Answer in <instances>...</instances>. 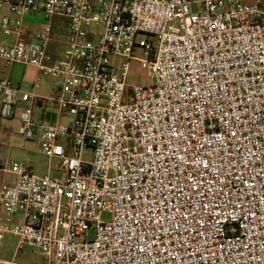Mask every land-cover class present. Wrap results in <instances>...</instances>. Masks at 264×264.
I'll return each instance as SVG.
<instances>
[{
	"label": "built area",
	"instance_id": "2783aa9c",
	"mask_svg": "<svg viewBox=\"0 0 264 264\" xmlns=\"http://www.w3.org/2000/svg\"><path fill=\"white\" fill-rule=\"evenodd\" d=\"M0 59L54 79L1 80L0 117L66 172L4 169L0 264L8 236L44 264H264V0H0Z\"/></svg>",
	"mask_w": 264,
	"mask_h": 264
},
{
	"label": "rangeland",
	"instance_id": "374dc122",
	"mask_svg": "<svg viewBox=\"0 0 264 264\" xmlns=\"http://www.w3.org/2000/svg\"><path fill=\"white\" fill-rule=\"evenodd\" d=\"M193 1V9L198 11L204 0H191ZM247 3L252 4L254 0H245ZM2 14V13H1ZM43 24L44 19L40 18L37 23ZM139 38L146 39L147 35L141 34ZM54 52V56L62 57L64 53V46H57L50 49ZM137 57H142L143 53L140 48L136 49ZM1 80L9 79L15 82L25 92H33L35 83H40L41 88L47 89L48 86L54 84V80L50 77L41 76L38 70L30 65L14 64L7 65L0 61ZM0 80V81H1ZM128 83L131 85H144L150 83V79L147 72L143 70L137 61H133L128 77ZM41 109H35L36 117L40 114ZM56 121V115L51 114L48 119H45V123H53ZM64 121V120H63ZM66 122V121H64ZM19 124L10 120L0 119V159L1 168H9L10 162H17L19 164H29L33 167L34 171L38 175H45L51 173L53 177L60 179H66V172L60 170V163L58 160L50 161L48 158L41 155L38 150L40 148L39 135L33 141L26 140L19 133ZM36 137V136H35ZM93 158L92 148H87L84 152V159L91 161ZM6 179L8 181L13 179L12 174L0 171V185L2 181ZM102 219L109 221L111 214L103 213ZM93 232L90 234L92 236ZM16 250V238L8 236L4 248L2 250V256L13 259L24 264H44V260L40 253L32 248L25 247L15 254Z\"/></svg>",
	"mask_w": 264,
	"mask_h": 264
},
{
	"label": "crops",
	"instance_id": "0c3cea01",
	"mask_svg": "<svg viewBox=\"0 0 264 264\" xmlns=\"http://www.w3.org/2000/svg\"><path fill=\"white\" fill-rule=\"evenodd\" d=\"M31 23L28 21V26H31L30 25ZM33 26H35V25H33ZM0 61L2 62V63H4L1 59H0ZM16 64H18V63H16ZM14 65V64H13ZM0 73H1V70H0ZM39 73V72H38ZM41 75V74H40ZM42 76V75H41ZM0 80H1V75H0ZM54 80V79H53ZM56 90H57V88H56V83H55V81H54V84L52 85V86H48V88L47 89H43V88H41V86H40V88L38 89V90H33V92H35V93H37L38 95H40V96H42V97H52V96H54L55 94H56ZM37 108H40L41 109V112H40V114H38V116L36 117V115H35V112H34V119H35V121H37V122H43V121H45V119H48V117L49 116H51V114H54V116L56 115V121L58 120V118H57V116H58V112L56 111V109L54 108V106H52V105H49V106H42V107H37ZM0 119H2L1 117H0ZM62 120H64V121H66V122H68V121H70V118H64V119H62ZM10 121H12V120H10ZM12 122H16V123H18L17 121H12ZM38 134V133H37ZM39 135V134H38ZM35 138H37V135H36V137ZM0 163H1V159H0ZM0 166H1V164H0ZM0 171H4L5 173L7 172V173H10V172H8L7 170H4V169H2L1 167H0ZM11 174V173H10ZM6 179H4L3 181H2V184H3V182L5 181ZM1 184V185H2ZM0 185V186H1ZM3 258H6L4 255L2 256ZM6 259H10V258H6Z\"/></svg>",
	"mask_w": 264,
	"mask_h": 264
}]
</instances>
